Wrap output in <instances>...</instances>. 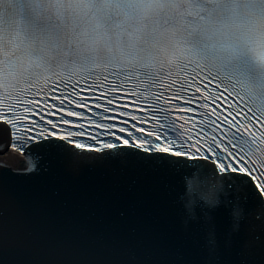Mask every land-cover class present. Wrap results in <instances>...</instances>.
I'll return each mask as SVG.
<instances>
[{"label": "water", "instance_id": "1", "mask_svg": "<svg viewBox=\"0 0 264 264\" xmlns=\"http://www.w3.org/2000/svg\"><path fill=\"white\" fill-rule=\"evenodd\" d=\"M0 155V264H264V205L240 181L129 152Z\"/></svg>", "mask_w": 264, "mask_h": 264}, {"label": "bare ground", "instance_id": "2", "mask_svg": "<svg viewBox=\"0 0 264 264\" xmlns=\"http://www.w3.org/2000/svg\"><path fill=\"white\" fill-rule=\"evenodd\" d=\"M9 157H11L12 159H14V160H16V161H18V162H20V163H22L23 165H25L26 166V162H25V160L23 159V158H21L18 154H16V153H14V152H11V151H9V152H5Z\"/></svg>", "mask_w": 264, "mask_h": 264}]
</instances>
